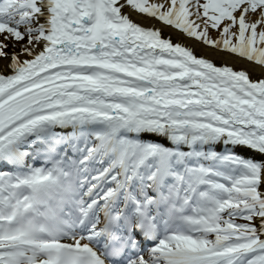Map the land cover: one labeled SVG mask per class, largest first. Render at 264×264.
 Listing matches in <instances>:
<instances>
[{"label": "snow or ice", "instance_id": "snow-or-ice-1", "mask_svg": "<svg viewBox=\"0 0 264 264\" xmlns=\"http://www.w3.org/2000/svg\"><path fill=\"white\" fill-rule=\"evenodd\" d=\"M0 264H264V0H0Z\"/></svg>", "mask_w": 264, "mask_h": 264}, {"label": "bare ground", "instance_id": "bare-ground-1", "mask_svg": "<svg viewBox=\"0 0 264 264\" xmlns=\"http://www.w3.org/2000/svg\"><path fill=\"white\" fill-rule=\"evenodd\" d=\"M134 18L146 24H155L156 27H163L161 24H159L156 21H147L143 17H134ZM163 31H164V35L171 36L174 42H181L188 46H191L194 48V50L196 51L198 55L208 56L209 58H212L213 60H215V62H217L218 64L229 63V64L235 65L238 68L253 69V66L249 65L247 62L239 61L237 57L231 56L227 53L217 52L214 49L207 48L204 45L197 43L195 40L186 38L182 33H180L179 31L173 28H163ZM259 76H260V71L258 69H254L252 71L253 79L258 78ZM240 151H244V150H240ZM244 154L254 155V153H249L246 151H244Z\"/></svg>", "mask_w": 264, "mask_h": 264}, {"label": "rangeland", "instance_id": "rangeland-1", "mask_svg": "<svg viewBox=\"0 0 264 264\" xmlns=\"http://www.w3.org/2000/svg\"><path fill=\"white\" fill-rule=\"evenodd\" d=\"M214 36L217 35L215 32L212 33Z\"/></svg>", "mask_w": 264, "mask_h": 264}]
</instances>
